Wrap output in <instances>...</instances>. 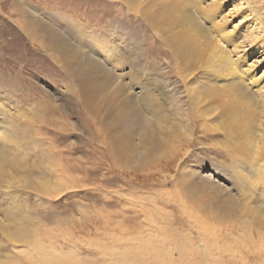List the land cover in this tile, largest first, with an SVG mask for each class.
<instances>
[{
	"label": "rangeland",
	"instance_id": "374dc122",
	"mask_svg": "<svg viewBox=\"0 0 264 264\" xmlns=\"http://www.w3.org/2000/svg\"><path fill=\"white\" fill-rule=\"evenodd\" d=\"M19 1L21 4L18 5L15 0H0V117L25 136L29 154L25 160L31 176L27 174L30 176L28 181L16 170L2 174L3 166L0 165V174L8 178L6 182L0 180V222L7 219L5 210L8 205L19 201L16 217L8 215V218L14 226H18L15 221L18 217L22 219L30 234L25 238L28 241L26 246L17 248L8 235L0 231V264H36V258L29 253V247L36 242L58 249L56 255L60 254L63 262L68 264H123L121 254L125 251L121 247L130 243L143 246V239L152 241L163 253L167 245L170 246L176 264H180L178 247L184 243L180 232L191 229L192 236L197 237V231L190 228L192 219L188 218L184 206V199L194 195L184 189L189 180L182 178L181 173L211 174L215 185L230 189L231 198L238 196V189L245 181L252 196L249 203L255 205L261 201L263 185L251 186L254 178L227 154L226 140L220 133L212 135L196 129L189 145L185 140L180 144L189 146L185 158L160 149L152 152L150 163L126 165L122 156L112 149L104 133L107 130L103 121L98 122L89 107L79 101L73 80L45 53L40 39L29 37L34 31L28 27L34 23L28 20H37V17L47 23L72 21L81 33L86 28L105 33L115 30L122 34L126 45L133 42L140 48L144 60L151 65L161 63L160 70L169 73V57L162 54L165 51L160 50L157 36L140 18L129 13L120 3L103 0ZM237 5L245 8V16L233 15ZM250 7L254 13L245 19L252 13ZM221 8L222 15L235 17L231 26H236V31L241 30L247 37L255 32L257 43L245 45L242 65L245 69L254 66L256 75L261 73L257 78H262L264 84V0H225ZM31 11H37L35 18L31 17ZM257 14L258 22L254 20ZM256 25L260 28L257 29ZM38 28L34 27L37 33ZM176 77V74L170 76V89L181 101L183 110H188L190 105L185 86ZM30 121L32 124L26 128ZM16 142L0 137V144H4L11 158L26 153ZM181 157L187 163L184 172L178 168ZM57 172L61 174L59 178L54 177ZM34 178H43L52 184L60 180L66 190L63 193L58 189L50 194L40 192L34 185L36 181H32ZM3 190L11 192L10 202L1 193ZM213 196L209 191L200 193L203 202L188 204L189 212H196L199 204L203 213L214 211L215 224L220 230L231 232L237 228L233 235L241 243L237 245L239 249L252 245V237L258 242L259 226L248 210L243 212L242 208L233 207L234 214L229 213V208L217 202L219 195ZM206 200L211 203L208 205ZM246 223L251 225L250 228L246 226L247 230L242 227ZM168 259L159 264H174L171 258ZM152 262L153 257H149L144 264Z\"/></svg>",
	"mask_w": 264,
	"mask_h": 264
},
{
	"label": "bare ground",
	"instance_id": "6f19581e",
	"mask_svg": "<svg viewBox=\"0 0 264 264\" xmlns=\"http://www.w3.org/2000/svg\"><path fill=\"white\" fill-rule=\"evenodd\" d=\"M103 1L120 3L152 30L159 40L160 50L165 51L162 54L169 57V73L160 70L163 67L161 63L155 62L151 65L147 59L144 60L140 48L130 41L126 45L122 34L115 30L105 33L86 28L81 33L72 21L59 23L53 18V23H47L37 17V20H28L33 25H25L34 31L29 37L40 39L39 43L45 53L73 80L79 101L89 107L98 122L103 121L107 130L104 133L109 138L112 149L122 156L126 165L140 166L150 163L152 152L160 149L185 158L189 154L187 144L192 142L196 129L212 135L222 134L226 140L227 154L239 166L244 167L247 175L254 178L251 186L263 185L261 201L255 205L249 203L252 196L245 181L241 180L235 200L229 195V188L213 183L211 174L181 173L182 178L189 180L184 189L194 195L193 198L187 196L184 199V206L188 218L193 221H189L190 228L197 231V237L195 239L192 236L191 229L180 232L184 238V243L178 247L180 264H264V84L262 78H257L254 66L252 69H245L242 65L246 54L245 45L249 42L257 43L255 32L247 37L241 30L236 31V26H231V21L235 19L233 15L247 14L245 8L237 5L234 7L235 14L228 16L222 15L221 3L225 0ZM15 2L21 4L19 0ZM250 8L252 13L245 19L254 13L252 7ZM36 12L31 11V17L35 18ZM254 20H260L258 14L254 16ZM36 26L39 27L38 33L34 30ZM256 27L260 28L259 25ZM172 74H176L185 86L190 105L188 110H183L181 101H178L170 89ZM30 124L31 121L26 123V128ZM0 132V137H5L6 141H17V145L24 148L23 153L26 152L25 136L17 133L11 124H5L1 117ZM184 140L187 144L180 145ZM27 156L29 154L26 152L11 158L1 143L2 174L16 170L17 174L22 173L30 181L31 172L25 160ZM183 160L182 158L178 161V168L182 172L186 170L187 164ZM59 171L62 172L63 169ZM2 174L0 180L6 182L8 178H3ZM60 175L54 174V177L59 178ZM43 178L32 180L36 181L34 185L40 192L50 194L55 189L61 193L66 190V185L60 180H55L52 184ZM206 191L214 196L219 195L217 202L229 208V213L234 214L233 207L242 208L243 212L248 210L258 223L259 237L255 236L259 241L255 242L251 235L253 244L244 247L245 253L244 248L239 249V239L233 235L235 231L237 233V228L231 232L220 230L215 224L217 218L214 211L208 213L206 210L203 213L198 204L197 213L189 212L188 204L202 203L203 198H199V195ZM1 193L10 202L11 192L3 190ZM207 197L210 198L209 195ZM18 202L8 205L5 210L7 219L0 222V231L8 235L17 248L26 246L28 241L25 238L30 234L27 223L22 219L18 217L15 220L18 221V226H14L8 218V215L16 217V211L20 208ZM207 203L209 205L211 201ZM246 226L250 228L251 225L246 223L242 227L247 230ZM143 240V246L141 243H130L121 247L125 251L121 254L123 264H127L126 261L144 264L149 257H153L152 264H159L161 261L165 263L168 258L176 264L170 246L167 245L166 252L164 250L163 253L149 239ZM29 248L32 258H36V262L32 261L36 264H68L63 262L60 254L56 255L58 249L53 246L48 251L50 248L36 242Z\"/></svg>",
	"mask_w": 264,
	"mask_h": 264
},
{
	"label": "snow or ice",
	"instance_id": "6c2138e0",
	"mask_svg": "<svg viewBox=\"0 0 264 264\" xmlns=\"http://www.w3.org/2000/svg\"><path fill=\"white\" fill-rule=\"evenodd\" d=\"M257 75H261V73H257Z\"/></svg>",
	"mask_w": 264,
	"mask_h": 264
}]
</instances>
